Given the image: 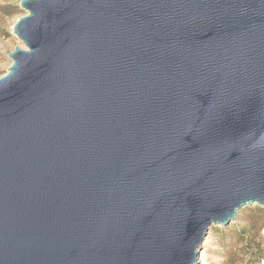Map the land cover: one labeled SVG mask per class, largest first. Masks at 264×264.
I'll return each instance as SVG.
<instances>
[{
  "label": "water",
  "instance_id": "water-1",
  "mask_svg": "<svg viewBox=\"0 0 264 264\" xmlns=\"http://www.w3.org/2000/svg\"><path fill=\"white\" fill-rule=\"evenodd\" d=\"M0 77V264H199L264 209V0H20Z\"/></svg>",
  "mask_w": 264,
  "mask_h": 264
},
{
  "label": "rangeland",
  "instance_id": "rangeland-1",
  "mask_svg": "<svg viewBox=\"0 0 264 264\" xmlns=\"http://www.w3.org/2000/svg\"><path fill=\"white\" fill-rule=\"evenodd\" d=\"M19 2L0 0V77L11 65L7 54L22 48L12 35V26L26 15ZM199 255L206 264H263L264 209L254 204L240 210L229 226H210Z\"/></svg>",
  "mask_w": 264,
  "mask_h": 264
},
{
  "label": "built area",
  "instance_id": "built-area-1",
  "mask_svg": "<svg viewBox=\"0 0 264 264\" xmlns=\"http://www.w3.org/2000/svg\"><path fill=\"white\" fill-rule=\"evenodd\" d=\"M203 262V263H202ZM198 263L199 264H206L203 260H202V258H201V256L199 255V257H198Z\"/></svg>",
  "mask_w": 264,
  "mask_h": 264
},
{
  "label": "bare ground",
  "instance_id": "bare-ground-1",
  "mask_svg": "<svg viewBox=\"0 0 264 264\" xmlns=\"http://www.w3.org/2000/svg\"><path fill=\"white\" fill-rule=\"evenodd\" d=\"M206 262V261H205ZM264 264V263H263Z\"/></svg>",
  "mask_w": 264,
  "mask_h": 264
}]
</instances>
